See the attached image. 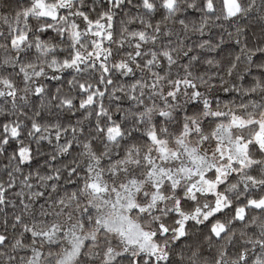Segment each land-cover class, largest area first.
I'll use <instances>...</instances> for the list:
<instances>
[{
	"label": "snow or ice",
	"instance_id": "snow-or-ice-1",
	"mask_svg": "<svg viewBox=\"0 0 264 264\" xmlns=\"http://www.w3.org/2000/svg\"><path fill=\"white\" fill-rule=\"evenodd\" d=\"M0 264H264V0H0Z\"/></svg>",
	"mask_w": 264,
	"mask_h": 264
}]
</instances>
